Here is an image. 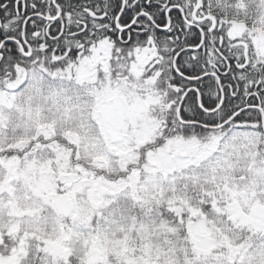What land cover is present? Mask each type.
<instances>
[{
	"label": "snow or ice",
	"instance_id": "6c2138e0",
	"mask_svg": "<svg viewBox=\"0 0 264 264\" xmlns=\"http://www.w3.org/2000/svg\"><path fill=\"white\" fill-rule=\"evenodd\" d=\"M0 264H264V0H0Z\"/></svg>",
	"mask_w": 264,
	"mask_h": 264
}]
</instances>
